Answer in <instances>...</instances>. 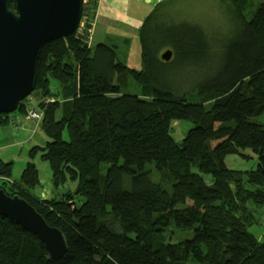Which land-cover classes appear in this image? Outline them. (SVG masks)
<instances>
[{"label": "trees", "instance_id": "1", "mask_svg": "<svg viewBox=\"0 0 264 264\" xmlns=\"http://www.w3.org/2000/svg\"><path fill=\"white\" fill-rule=\"evenodd\" d=\"M97 1L83 2L82 30L43 46L29 95L44 105L49 139L31 151L67 189L38 199L35 166L14 182L0 160V189L60 230L66 252L52 259L0 216V264H264V239L248 231L264 219V0L227 1L232 32L218 46L199 26L158 20L156 9L138 31L139 70L113 45H88ZM10 117L0 114V126ZM180 122L191 123L181 142ZM243 149L255 168L229 169L225 157Z\"/></svg>", "mask_w": 264, "mask_h": 264}, {"label": "water", "instance_id": "2", "mask_svg": "<svg viewBox=\"0 0 264 264\" xmlns=\"http://www.w3.org/2000/svg\"><path fill=\"white\" fill-rule=\"evenodd\" d=\"M82 7L83 0H0V114L9 115L24 104L35 88L41 49L77 31ZM171 56L166 50L160 58L167 62ZM0 216L37 237L52 259L66 252L62 232L20 196H8L0 189Z\"/></svg>", "mask_w": 264, "mask_h": 264}, {"label": "rangeland", "instance_id": "3", "mask_svg": "<svg viewBox=\"0 0 264 264\" xmlns=\"http://www.w3.org/2000/svg\"><path fill=\"white\" fill-rule=\"evenodd\" d=\"M227 1L229 0H169L168 2L162 3L157 11V16L158 20L162 18V20L169 19V21H167L168 23L199 26L206 34L214 38V41L211 40V43H213L214 46H218L221 42L225 41L232 32V26L230 25L231 17L228 14L232 6H229ZM80 22H82V24L81 26L79 25L80 28L77 30L83 29L85 18ZM222 36L223 39L221 40ZM93 37L92 43L95 44L97 41L96 35H93ZM135 44L136 43L133 42V46H135ZM115 49L117 53L120 52L121 54L125 46H119L118 44ZM131 49H133L132 46ZM162 52L163 50L160 54ZM35 104V97L28 96L26 110H31V107L35 106ZM18 113V111H15L9 114V116L17 115ZM62 114V110L58 109L55 113V117L58 119L62 117ZM256 120L264 123V114L256 118ZM19 121L20 120L16 123L18 128H21ZM24 122L25 126L23 130L13 131L11 121H8L4 126H0V160L11 164L10 179L14 182L18 181L28 163L33 164L37 170L39 180V185L33 189V193L36 194L38 198H44L43 195H38V193H46L48 197L61 194L67 187L56 189L51 181L53 170L50 164L41 158L39 150L34 149V152L31 151L32 148L43 147L49 139L40 127L32 134V130L34 129L33 123L29 120H24ZM190 126V122H180L179 126H174L173 136L179 138L177 140H180ZM63 138L67 139L66 131L63 132ZM224 161L225 165L232 170H252L256 166V157L249 149H243L238 154L227 155ZM68 185L69 188H73L75 183L68 182ZM263 213L264 210H262L261 215H264ZM248 231L254 234L257 240L262 241L264 239V219L259 218L258 223L249 227ZM172 237L176 241L182 239L184 234L174 233Z\"/></svg>", "mask_w": 264, "mask_h": 264}, {"label": "crops", "instance_id": "4", "mask_svg": "<svg viewBox=\"0 0 264 264\" xmlns=\"http://www.w3.org/2000/svg\"><path fill=\"white\" fill-rule=\"evenodd\" d=\"M169 0H98L94 7V14L89 30L88 45H96L103 43L106 45H113L117 48L119 46H125L124 51L118 56L123 60L127 67L139 70L141 67V49L138 31L145 18L155 11L159 10L163 2ZM93 35H96V43L93 44ZM133 42L136 43L133 46ZM131 46L133 49H131ZM25 104V103H24ZM31 110H39V107L32 106ZM26 110L25 114L18 113L10 117L9 121L14 122L12 124V130H23L25 126L24 120H29L33 123L35 130L41 125H35V122L27 118ZM41 112V111H40ZM42 113V112H41ZM20 120V127L18 128L17 121ZM18 122V123H19ZM15 125V126H13ZM39 185V180H38ZM33 193V190H32ZM34 194V193H33ZM43 195L44 198L49 199L46 193H38Z\"/></svg>", "mask_w": 264, "mask_h": 264}, {"label": "built area", "instance_id": "5", "mask_svg": "<svg viewBox=\"0 0 264 264\" xmlns=\"http://www.w3.org/2000/svg\"><path fill=\"white\" fill-rule=\"evenodd\" d=\"M83 2H85V0H83ZM82 22H80V26H81ZM43 114L38 111V110H29V112H27V118L32 120L33 122H35V125L40 124L41 120H42ZM14 122L12 121V124ZM15 126V125H13Z\"/></svg>", "mask_w": 264, "mask_h": 264}]
</instances>
